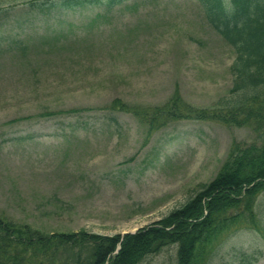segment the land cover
I'll return each instance as SVG.
<instances>
[{
  "label": "rangeland",
  "instance_id": "1",
  "mask_svg": "<svg viewBox=\"0 0 264 264\" xmlns=\"http://www.w3.org/2000/svg\"><path fill=\"white\" fill-rule=\"evenodd\" d=\"M235 58L199 0L50 8L6 0L0 214L45 234H123L159 221L215 177L233 142L252 143L257 132L184 119L149 134L113 103L159 107L179 94L210 108L231 95ZM217 246L213 264H264V223L226 233ZM176 250L141 264H175Z\"/></svg>",
  "mask_w": 264,
  "mask_h": 264
},
{
  "label": "trees",
  "instance_id": "2",
  "mask_svg": "<svg viewBox=\"0 0 264 264\" xmlns=\"http://www.w3.org/2000/svg\"><path fill=\"white\" fill-rule=\"evenodd\" d=\"M122 1L28 0V6H112ZM5 2L0 0V5ZM199 2L210 26L235 50L231 95L207 109L187 104L179 94L159 107H131L119 100L113 106L148 125L149 134L170 122L191 119L252 126L256 141L233 142L212 180L198 185L183 205L135 232L45 234L0 214V264H141L168 246L177 247L175 264H213L220 251L217 243L226 233L264 223V200L257 201L264 195V0ZM15 43L24 50L22 41Z\"/></svg>",
  "mask_w": 264,
  "mask_h": 264
}]
</instances>
